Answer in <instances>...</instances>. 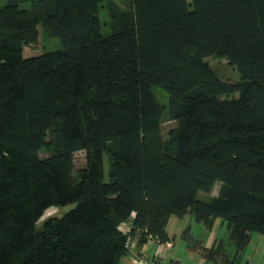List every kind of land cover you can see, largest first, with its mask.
<instances>
[{
	"label": "trees",
	"instance_id": "1",
	"mask_svg": "<svg viewBox=\"0 0 264 264\" xmlns=\"http://www.w3.org/2000/svg\"><path fill=\"white\" fill-rule=\"evenodd\" d=\"M39 26L62 47L24 56ZM210 56L239 79L220 78ZM188 213L226 223L228 243L202 247L212 264H245L251 233L264 235V0H3L0 264H120L128 236L170 241L169 218ZM181 237L198 242L189 226Z\"/></svg>",
	"mask_w": 264,
	"mask_h": 264
},
{
	"label": "rangeland",
	"instance_id": "2",
	"mask_svg": "<svg viewBox=\"0 0 264 264\" xmlns=\"http://www.w3.org/2000/svg\"><path fill=\"white\" fill-rule=\"evenodd\" d=\"M116 5L125 10L128 8V0H113ZM3 4V0H0V5ZM30 3H23L24 7H29ZM99 18L101 22V30L103 33H108L110 31V16L108 10L103 5L99 9ZM39 29V43L29 44L24 46L23 53L24 56H31L40 54L46 51L58 50L62 47L61 41L58 37L52 36L48 31L38 27ZM209 64L212 66L217 75L223 80L233 82L239 79L236 67L230 65L225 57L221 56H210L207 58ZM153 91L163 105L168 103V94L166 90L159 86H154ZM237 92L230 95H222L221 98H232L236 97ZM176 125L174 121H166L162 123V133L163 136H167V132L170 128ZM40 155L47 156V152L40 151ZM75 164L77 167H84L86 164V152L84 150L76 151L74 154ZM104 181L109 180L108 170V156L104 155ZM219 182H217L211 192H199L198 197L200 199L208 200L218 193ZM76 203H70L63 206H51L47 208L42 215V217L37 221L36 227L40 228L45 220L52 217H60L71 208L75 206ZM189 226L190 231L195 239L198 240L194 247H189L187 241L181 237V232L184 228ZM168 234L171 237L173 243L172 248L169 250L166 248L164 255H166V261L170 260L176 262V264H212L205 260L201 255L202 247L207 248L211 246H216L219 240H224L225 242L229 239V231L226 227V223L222 222L220 219H215L211 229L207 228L203 223L195 220L192 214L188 213L183 217L172 216L166 228ZM229 252L234 251L232 246L227 247ZM240 260L245 264H264V235L252 232L250 235V241L247 246L240 251Z\"/></svg>",
	"mask_w": 264,
	"mask_h": 264
},
{
	"label": "crops",
	"instance_id": "3",
	"mask_svg": "<svg viewBox=\"0 0 264 264\" xmlns=\"http://www.w3.org/2000/svg\"><path fill=\"white\" fill-rule=\"evenodd\" d=\"M172 216L169 218L168 220V223L169 221L171 220ZM129 223L128 222H125L123 225H122V228L123 229H128L129 228ZM168 226V224H167ZM167 228V227H166ZM168 233V232H167ZM169 235V234H168ZM170 237V235H169ZM170 242L171 241V237H170ZM173 244V243H172ZM173 246V245H172ZM167 249H171L172 247H166L164 244H155L154 242L153 243H146L142 246H138L134 245L133 249L131 250H128L127 254L125 256L122 257L121 259V262L120 264H135V258H136V255L141 252V251H148L151 255H157V257L159 258H163L165 261H166V255H164V252L165 250ZM167 262V261H166ZM177 262V261H176ZM176 262H174V264H176ZM168 264H173V261L170 260V262H167Z\"/></svg>",
	"mask_w": 264,
	"mask_h": 264
},
{
	"label": "built area",
	"instance_id": "4",
	"mask_svg": "<svg viewBox=\"0 0 264 264\" xmlns=\"http://www.w3.org/2000/svg\"><path fill=\"white\" fill-rule=\"evenodd\" d=\"M155 243L157 245L164 244L166 247H172V242L167 241L160 243L156 241L154 238L150 237L147 243ZM135 245L134 239L131 236H128L125 246L127 250L133 249ZM135 264H168L163 258L157 257V255H151L148 251H141L136 255Z\"/></svg>",
	"mask_w": 264,
	"mask_h": 264
}]
</instances>
